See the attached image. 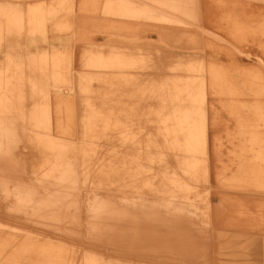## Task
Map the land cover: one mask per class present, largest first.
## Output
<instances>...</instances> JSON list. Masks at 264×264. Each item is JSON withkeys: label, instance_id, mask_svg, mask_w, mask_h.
Here are the masks:
<instances>
[{"label": "bare ground", "instance_id": "obj_1", "mask_svg": "<svg viewBox=\"0 0 264 264\" xmlns=\"http://www.w3.org/2000/svg\"><path fill=\"white\" fill-rule=\"evenodd\" d=\"M157 1L167 4L171 13L157 16L158 8L153 5ZM191 1L151 0V3H138L136 0H105L97 10L93 0H58L49 3L37 1L26 8L10 1H0V44L6 41L5 46L2 45L7 54V60L0 65V140L15 139L12 134L18 132V117L28 118L34 146L45 151L42 153L45 156L44 162L39 167L41 174H37L35 179L56 185L81 179L92 185L95 183L94 187H98L103 185L104 180L112 181L109 175L119 171L122 165L115 168L111 160L99 157L95 149L100 146V143L97 145L98 141L116 139L119 146L137 149L130 165L122 163L127 179L119 178L115 184L111 182L113 186L121 189L123 195L118 201H113L112 205L105 200L96 201L90 206V213L96 218L106 214L104 221L95 228L96 232L113 234L120 230V239H131V231L139 228L140 223L145 225L149 220L152 227L161 226V236H156L158 240H155L158 243L154 245L152 242L153 247L148 248L149 255L145 257L157 264H166L165 260L176 259L180 262L200 259L206 261L208 240L204 243L205 247L197 248L203 241L201 236L198 240L196 236L194 238L192 232L195 226L206 227L209 220L215 223L221 220L223 226L232 225V220L235 221L233 226H250L253 222L258 228L263 224L260 223L263 216L260 213L264 211L261 201H250L251 203L246 204L233 200L235 205L229 210L234 213V217L221 219L225 210L221 205L224 206L225 199L216 203L208 185L211 149L207 102L211 94L227 95L233 99L237 94L259 96L264 93L261 74L244 70L243 67H233L229 59V62L223 64L214 61L219 56L233 57L235 53L232 48H236L235 44L242 37L252 36L253 43L262 49V58H258L260 66L264 67V17L254 24L246 22L248 19L257 20L264 16V5L257 6V9L252 6L257 3L253 1L264 4V0H240L233 5L219 3V10H223L221 21L224 20L225 25L220 26L216 19L213 25L217 24V29L228 38L206 30L210 39L202 40L204 43L199 48L208 60L199 56L196 59H184L183 63L169 64L172 70L179 69L184 74L152 81L147 87L146 91L160 101L159 108L154 113L161 119L154 134L141 136L145 133L146 122L141 118L144 113L136 115L137 111L133 109L115 115L112 107L103 111L86 99L85 124L81 130L84 145L78 146L75 141L55 136L51 133V106L52 102L57 103L62 99L58 95L65 88L52 89L51 86L57 88L55 83L70 84L67 77L70 74L67 71L74 73L73 54L75 55L79 45V62L83 71L74 73L77 75V89L82 92L90 91L89 85L94 79L113 85L117 81L116 71L119 73V70L138 68L152 58L150 53L143 55L139 52L142 46L140 34L145 29L143 20L154 21L152 30L157 32L162 41L166 40L172 34L169 27H160L156 22L189 23L185 19L190 8L188 6L193 4ZM209 5L206 3L205 12ZM198 9L199 7L197 11ZM174 14L183 15L175 17ZM114 19H121V23ZM118 33L129 36L125 44H112L116 42ZM48 34L52 36L51 41L68 45L50 50L39 49L37 44L46 42ZM104 35H107L105 42L96 45L94 40ZM212 37L225 42V45L212 40ZM22 38L29 39L32 45L35 44V54L21 57L23 51L19 42ZM129 44L133 45L132 48ZM122 83H132V78L126 76L118 82ZM67 90L75 91V88L69 87ZM52 92L55 96H52ZM105 99L110 100V95L101 97V100ZM27 101L30 102V108L23 112L22 106ZM230 107L233 108L230 113L234 116L239 115L236 110H246L245 116H240L237 129L245 141L237 151H233L238 156L234 159L238 161L235 173L221 180L220 185L246 192H264V137L259 135L262 132L260 126L264 128V105L254 102L249 107L246 104ZM60 111L55 110L57 116ZM57 119V130L67 133L69 128L59 124L60 117ZM115 130L117 136L108 135ZM154 139H160V142H154ZM111 149L114 151V147ZM141 156L146 164L140 162ZM169 156H174V161L170 162ZM135 161L138 163L134 164ZM94 173L102 175L98 181L93 180ZM148 191L158 199L148 202L145 197ZM126 192L132 193L133 197L126 196ZM29 194L28 191L14 192L17 199L15 203H34L24 199ZM42 203H53L46 209L56 208L53 201L43 200L40 205ZM252 207L254 211H251ZM36 208L31 207L29 210L36 211ZM58 212L63 213L61 208ZM116 221H119L118 227L113 224ZM138 237L141 235L138 234ZM228 252L238 259L246 258L245 249H230ZM80 253L82 254H74V250L46 235H33L23 231L9 234L0 232V264H114L103 254L97 255L88 250Z\"/></svg>", "mask_w": 264, "mask_h": 264}, {"label": "rangeland", "instance_id": "obj_2", "mask_svg": "<svg viewBox=\"0 0 264 264\" xmlns=\"http://www.w3.org/2000/svg\"><path fill=\"white\" fill-rule=\"evenodd\" d=\"M5 1H10L12 4L26 8L28 5L35 4L37 1L49 3L58 0ZM93 1H95L97 10L105 0ZM145 1L151 3V0H136L138 3H144ZM238 1L240 0H192L191 2H193V4L191 3V5L188 6L190 8L187 11V19H185V21L189 23L156 22V24L161 25L160 27H169L172 33L163 41L160 39L157 32L152 30L151 25L154 21L149 22L147 19L143 20L145 21V29L144 32L140 34V43L142 46L139 52H142L143 55L150 53L152 58L148 59L147 63L144 62V64L138 68L119 70L121 71L119 72L120 75L118 71H116L117 81L113 85L98 82L95 79L92 80L89 85L90 91L88 92H82L77 89V75H74V73L77 74V71H83L79 62L81 50V46L79 45L75 55L73 54V57H75V65H73L74 69H72V71L74 73H71V70L67 71V73L70 74L67 75L68 80L72 83H55L57 88L51 86L52 89L65 88L63 92L60 91V95H58L62 99L57 103L52 102L53 130L51 133L55 136L75 141L78 146L84 145V142L81 140V130L85 124L84 114L87 99L91 104L103 109V111H107L112 107L113 110H115V115L133 109L137 111L136 115L144 113L145 115H142L141 118L146 122L145 133L141 136L145 137L154 134V131L159 126V120L161 119L154 113L159 108L160 101L153 98V96L150 95L151 93L146 91L147 87L151 85L152 81L164 80L175 75L181 76L184 74L182 70H172L170 66H168L169 64L173 65L176 62L183 63L184 59H196L199 56L208 60V57L204 56V53L202 54L199 48L202 40L210 39L206 30H212L213 33H217L218 35L221 34V36L228 38L224 32L218 30L216 27L217 24L220 26L225 25L224 20L221 21V18H223V16L221 17L223 10L221 8L219 10V3L223 5H233ZM253 2H257L255 5H252L255 9H257V6L261 7L264 5L258 1ZM206 3L210 5L205 12ZM153 5L156 9L158 8V12H156L157 16L171 13V9L167 4H162L157 1L155 4L153 3ZM197 7H199L198 11ZM160 8L163 10L161 11ZM249 13L251 14V12ZM182 15L174 14L175 17H182ZM201 16L202 20L200 21ZM263 17L262 15L261 18H255L257 20L248 19L246 22L254 24ZM204 19L206 21L205 23ZM214 19L218 20L215 26L213 25ZM114 20H118L117 22L121 23V19ZM233 21H235V19H233ZM48 35L49 37L46 42H39L37 44L39 49L45 48L50 50L52 48H61V46L68 45L67 43L63 44L56 40L51 41L50 39L52 36L50 34ZM100 36L94 40L96 45H99L98 43H104L107 39V35L103 37ZM128 37L129 36L118 33L116 42L112 44H125ZM242 38L243 39L238 43L236 42V48H232L235 53L233 57L227 58V56H219L214 58V61L217 64H223L229 59L233 67H243L244 70L259 73L264 81V67L260 66L258 58H262V49L253 43L252 39L254 38L252 36ZM212 40L225 45V42L219 39L215 40L212 37ZM2 44L5 46L6 41H3ZM2 44H0V65L7 60V54L6 51L3 50ZM19 44L22 46L24 56L35 54V44H30L29 39L22 38ZM131 46L133 45H130V48H132ZM230 46L231 44H229V47ZM68 57H70V54H68ZM147 64L148 66H145ZM126 76L132 78V83L118 84V82H121ZM69 87L75 88V91L71 90L69 93L67 90ZM105 94H107V96L110 95V100H101V97ZM244 94L245 95L237 94L233 99L227 95L221 96L211 94L207 102L209 108L208 129L211 149L208 185L215 197L216 203H218V201L220 203L225 199L224 206L221 205L225 208L221 219L234 217V213L229 210L230 207L235 205L233 200H239L240 203L246 204L251 203L250 201H261L260 203L264 204V192H246L220 185L221 180L235 173L237 169L236 162L238 161L234 159L238 156L233 154V151H237L239 146L242 145V142L245 141L242 139V135L237 132V129L239 126L238 121L241 118L240 116L242 114L245 116L246 110L244 109V112L236 110L239 115L234 116L230 113L231 109H233L230 105L246 104L249 107V105L254 102H259L264 105V93L259 96H254L249 93ZM52 96H55L53 92ZM56 106H59V108ZM29 108L30 102L27 101L25 105L22 106V110L26 112ZM57 109L61 110L58 116L55 113ZM57 117H60V125L69 128L67 133L57 130L56 126L57 122H59ZM18 121V132L17 134H12L15 139L9 141L0 140V232L9 234V232L23 231L33 235H46L55 241H60V243L68 249L74 250V254L76 255H81L82 253L79 254V252L84 250L93 251L97 255L103 254L106 256L107 260H111L114 264H141L142 262L146 264H157L149 261L150 258L145 257L149 255L148 248L153 247L152 242H154V245L158 243V241L155 242V240H158L156 236H161V229H159L161 226L157 227L158 225H156L152 227L151 223H149L151 220H149L145 225L140 223L141 226L139 228L131 231L133 232L131 233L133 234L131 239H120L118 237V231L120 230L115 231L113 234L105 233V231L96 232L97 230H95V228L104 221L103 219L106 217V214H103L100 218H96L92 217L90 213V206L93 203L95 204L96 201L105 200L109 205H112L113 201H118L119 197L123 195L120 191L121 189L118 186H113L111 182L115 184L116 180L119 178L127 179L126 169L123 164L126 166L130 165L132 157L136 155L138 150L119 146V141L116 139L98 141L97 145L100 143V146L98 145L95 148L98 156L105 160H111L115 168L120 164L122 165L119 171L116 170L113 175H109L112 181L108 182L104 180L103 185L100 184L98 187H94L95 183L92 185L81 179L59 185L47 181L40 182L35 179V176L41 174L39 167L42 166L44 162L45 156L42 153L45 151L37 149L34 146L35 143L32 138L33 133L29 130L30 123L28 122V118L19 116ZM260 128L262 132H260L259 135L264 137V128L262 126H260ZM117 134V130L108 133L109 136H117ZM154 142H160V139H154ZM111 147H114L115 154H112L114 151H112ZM117 150H119V152ZM76 151H79V149ZM213 151H216V153ZM40 154H42V156ZM169 160L170 162L174 161V156H169ZM140 162L146 164L143 156L140 157ZM137 163L138 162L135 161L134 164ZM123 174L124 177L122 176ZM101 176L102 175L99 173H94L93 180L98 181ZM122 183L121 185H123ZM157 184L158 183H156V185ZM103 186L110 187L104 188ZM27 191L30 192V194L24 197V199L34 203L28 205L16 204L15 202L17 199L14 192L23 193ZM127 191H130V188H127ZM32 193H35V195H32ZM125 195L133 197L132 193L126 192ZM145 197L148 202H151V199H153V201L158 199V197L149 193V191ZM43 200L53 201L56 208L46 209L47 206L53 205V203H42V205H40ZM39 206L41 209L36 208ZM31 207L36 208V211H30L29 209H31ZM59 208L63 211L62 214L58 212ZM50 210H53V212ZM251 211H254L253 207ZM260 215H263L262 219H260V223L262 222L263 224L258 228L253 225V222L250 226H233L234 220L231 221L232 225L228 224L226 226H223L221 220L218 223L209 220L206 227L195 226L192 232L193 237L195 238L196 236L198 240L201 236L203 241L197 248L205 247L204 243L208 240L207 260L200 259V261L188 262H180L179 259H176V261L165 260L166 264H264V211H261ZM253 216L254 215H252V217ZM196 221L197 218H195V222ZM113 224H116L118 227L119 221ZM125 231L128 233V229ZM189 232H191V230ZM138 234H140L141 237H138ZM200 242L201 241H199V243ZM181 245L182 244H180V246ZM240 248L245 249L246 258L238 259L233 253L228 252L230 249ZM246 250H249V252Z\"/></svg>", "mask_w": 264, "mask_h": 264}, {"label": "crops", "instance_id": "obj_3", "mask_svg": "<svg viewBox=\"0 0 264 264\" xmlns=\"http://www.w3.org/2000/svg\"><path fill=\"white\" fill-rule=\"evenodd\" d=\"M24 53H21V57H23Z\"/></svg>", "mask_w": 264, "mask_h": 264}]
</instances>
